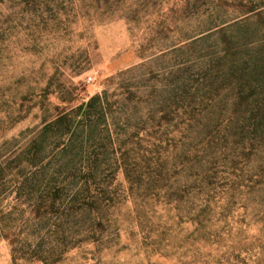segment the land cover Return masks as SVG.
I'll return each mask as SVG.
<instances>
[{"label": "trees", "instance_id": "trees-1", "mask_svg": "<svg viewBox=\"0 0 264 264\" xmlns=\"http://www.w3.org/2000/svg\"><path fill=\"white\" fill-rule=\"evenodd\" d=\"M114 1L105 5L112 8ZM4 4L12 15L32 20L67 8L66 0H0V9ZM202 7V33L214 30L225 43H201L199 57L172 69L158 110L150 113L156 123L151 129L134 126L149 135L179 134L164 155L131 156L128 146L137 144L140 133L110 123L107 91L44 119L40 129L26 130L22 142L0 144V240L9 242L13 264H59L84 244L109 243L110 236H120V222L137 220L151 203L175 210L190 203L194 215L185 217L205 231L216 209L227 218L244 194L242 221L248 209L263 219L264 0H196L194 8ZM227 8L240 15L228 18ZM124 206L128 215L121 213ZM25 211L29 226L48 225L56 238L29 239L30 233L22 238Z\"/></svg>", "mask_w": 264, "mask_h": 264}, {"label": "rangeland", "instance_id": "rangeland-1", "mask_svg": "<svg viewBox=\"0 0 264 264\" xmlns=\"http://www.w3.org/2000/svg\"><path fill=\"white\" fill-rule=\"evenodd\" d=\"M195 1L120 0L109 8L106 0H66L64 12L43 11L33 20L12 15L7 4L1 6L0 144L12 138L22 142L26 130H38L44 119L104 91L112 104L110 123L127 127L129 134L139 131L134 126L151 129L156 122L150 121V113L158 110L169 72L199 57L201 43L226 41L214 30L202 33L206 8L196 10ZM225 11L231 19L240 15L233 8ZM209 33V38H201ZM22 92L27 94L24 102ZM147 131H139L137 144L128 146L131 156L164 155V149H172L180 139L179 134ZM118 180L126 185L122 173ZM246 199L244 194L237 198L227 218H220L216 209L205 231L185 217L194 215L190 203L182 210L151 203L137 220L120 222L119 237L110 236L104 245L84 244L59 264H264V212L259 221L248 209L243 222L240 205L248 203ZM18 206L22 211L27 205ZM129 211L121 209L124 215ZM27 215L25 211L20 224L22 238L27 233L29 239L56 238L48 225L29 226ZM0 264H13L6 240H0Z\"/></svg>", "mask_w": 264, "mask_h": 264}]
</instances>
